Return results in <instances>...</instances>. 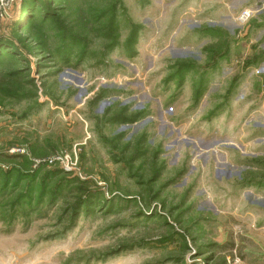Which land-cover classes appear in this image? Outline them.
Masks as SVG:
<instances>
[{
	"label": "rangeland",
	"instance_id": "obj_1",
	"mask_svg": "<svg viewBox=\"0 0 264 264\" xmlns=\"http://www.w3.org/2000/svg\"><path fill=\"white\" fill-rule=\"evenodd\" d=\"M263 2L0 0V264H264Z\"/></svg>",
	"mask_w": 264,
	"mask_h": 264
},
{
	"label": "built area",
	"instance_id": "obj_2",
	"mask_svg": "<svg viewBox=\"0 0 264 264\" xmlns=\"http://www.w3.org/2000/svg\"><path fill=\"white\" fill-rule=\"evenodd\" d=\"M1 8L3 12L5 13V5H4V0H1ZM257 14H264V2L261 5L257 6H250L242 9L234 18L235 21L238 23L239 26H244L248 24L253 18L257 16ZM7 17V16H6ZM108 107L104 109L107 110ZM109 110V109H108ZM107 110V112H108ZM106 112V113H107ZM229 264H242L240 259H234L232 262Z\"/></svg>",
	"mask_w": 264,
	"mask_h": 264
},
{
	"label": "trees",
	"instance_id": "obj_3",
	"mask_svg": "<svg viewBox=\"0 0 264 264\" xmlns=\"http://www.w3.org/2000/svg\"><path fill=\"white\" fill-rule=\"evenodd\" d=\"M211 29H205V31L204 32H207V31H210ZM212 31V30H211ZM203 32V33H204ZM181 62H183V63H179L178 65H179V67L180 68H182V69H184L185 67H187L188 68V66H190L188 63H185V61H181ZM181 70V69H180ZM108 113V112H107ZM106 113V114H107ZM134 122H136V121H134Z\"/></svg>",
	"mask_w": 264,
	"mask_h": 264
},
{
	"label": "crops",
	"instance_id": "obj_4",
	"mask_svg": "<svg viewBox=\"0 0 264 264\" xmlns=\"http://www.w3.org/2000/svg\"><path fill=\"white\" fill-rule=\"evenodd\" d=\"M192 6V4L190 5V7Z\"/></svg>",
	"mask_w": 264,
	"mask_h": 264
}]
</instances>
